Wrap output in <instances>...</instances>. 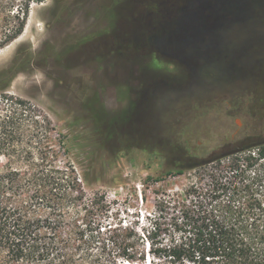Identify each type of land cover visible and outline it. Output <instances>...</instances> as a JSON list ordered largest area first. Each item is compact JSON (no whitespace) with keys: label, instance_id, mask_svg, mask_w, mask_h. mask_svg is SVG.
Returning a JSON list of instances; mask_svg holds the SVG:
<instances>
[{"label":"rangeland","instance_id":"obj_1","mask_svg":"<svg viewBox=\"0 0 264 264\" xmlns=\"http://www.w3.org/2000/svg\"><path fill=\"white\" fill-rule=\"evenodd\" d=\"M190 1L42 0L0 49V94L50 119L56 164L108 215L264 141V22L222 33Z\"/></svg>","mask_w":264,"mask_h":264},{"label":"trees","instance_id":"obj_2","mask_svg":"<svg viewBox=\"0 0 264 264\" xmlns=\"http://www.w3.org/2000/svg\"><path fill=\"white\" fill-rule=\"evenodd\" d=\"M41 1L0 0V49ZM203 1L191 16L222 33L228 23L264 22V0ZM33 114L0 94V264H264V141L203 160L194 181L158 193L144 210L108 215L103 198L77 193L74 170L56 164L48 143L50 119Z\"/></svg>","mask_w":264,"mask_h":264},{"label":"bare ground","instance_id":"obj_3","mask_svg":"<svg viewBox=\"0 0 264 264\" xmlns=\"http://www.w3.org/2000/svg\"><path fill=\"white\" fill-rule=\"evenodd\" d=\"M125 264H130V263L126 262Z\"/></svg>","mask_w":264,"mask_h":264}]
</instances>
